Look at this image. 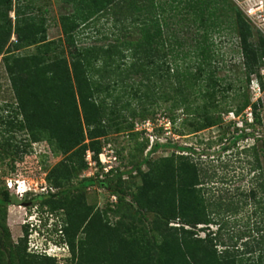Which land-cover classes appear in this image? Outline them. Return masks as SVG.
I'll list each match as a JSON object with an SVG mask.
<instances>
[{"label": "trees", "instance_id": "1", "mask_svg": "<svg viewBox=\"0 0 264 264\" xmlns=\"http://www.w3.org/2000/svg\"><path fill=\"white\" fill-rule=\"evenodd\" d=\"M64 1L76 6L75 12L60 17L68 57L48 61L38 53L15 55L14 52L7 57V69L18 99L17 106L23 114L22 125L35 140L41 134L48 133L52 144L61 152L68 154L74 150L73 154L82 162L84 169L88 167L85 159L88 149L94 152L95 159H99L102 145H96L95 142L106 133L102 126L104 107L93 99L95 93L101 91L100 87L95 89V86L101 83H94L91 76L93 72L102 73L104 70L94 68L100 60L105 62V78L110 81L119 79L124 86H132L141 76L140 83L147 80V87L154 82L155 87L174 91L179 96L176 105L187 104L189 110H195L192 106L199 99L195 95L200 90L192 89L202 79H206L207 91L204 97L208 99L207 107L216 104V109L209 113L207 107H203L205 115L198 128L205 129L224 122L223 111L229 112L232 108H221L222 104L216 103L219 81L214 77L215 71L212 70L206 78L204 76L213 61V35L221 22L219 4L225 0ZM26 2L27 0H0V52L10 42L13 34L17 36V48L37 45L39 49L50 50L47 26L28 15L29 5ZM235 9L246 60L247 81L250 82L252 74L264 59V37H260L257 42L253 41L252 27L242 11L238 7ZM13 10L16 16L15 26L10 18ZM90 13L111 19L118 26L119 33L115 34L112 42L78 46L76 32L84 20H89ZM185 26L187 30L195 31L188 51L183 49L187 41L178 35ZM137 33L139 38L132 39ZM187 55L200 58L196 73L191 72L190 68L180 69L177 64L174 69L166 61L171 56L172 62L176 63L179 58ZM145 96L151 98L153 92L149 90ZM250 104V98H246L235 111L240 114ZM253 107L257 122L262 123L260 103H253ZM199 109L200 107H196V111ZM146 114L148 112L144 113ZM133 126L134 124L130 125ZM231 126L228 125L225 136L223 135V139L228 141L226 146L229 147L237 143L239 145L240 139L245 138L234 132L228 139L226 136ZM87 137L91 139L90 144L85 143ZM262 141L264 143V139ZM146 143L149 144V139ZM165 146V143L157 142L153 148ZM184 146L186 151L196 152L193 147ZM188 156L184 154V159L177 165L165 161L148 172H144L142 167L149 162V158L136 163L135 168L141 174L143 183L136 193H132V201L127 200L128 187L131 186L127 183L130 181L124 180V172L120 171L114 175L107 174L104 179L99 177V172L98 177L83 178L75 189H66L65 198L69 200L73 193L75 203L67 212L66 224L58 231L64 233L62 240L69 243L71 258L77 259L76 264H243L244 259L240 256L256 252L257 245V259L247 258L246 264H264V247L259 245L263 243L264 235L261 238L259 235L254 237L251 242L245 241L243 251H240L239 246H230L222 239L226 221L214 219L208 213L203 188L199 187L203 183L200 168L194 161H188ZM261 168L259 165L258 169ZM129 173L132 179L136 176L132 171ZM262 175L264 188V173ZM68 176H71L69 168L61 172L58 179ZM93 186H100L110 194L117 195L118 203L115 207L108 202L103 210L94 211L93 207L83 209L87 188ZM76 191H79L81 197L76 195ZM61 193L58 191L50 196L59 197ZM0 199L1 210L11 202L10 191L0 192ZM150 212L155 213L157 229L159 233L161 231L160 241L153 239L151 245L140 240L138 244L137 241L124 237L122 232L119 233L118 221L112 223L109 218V215H114L120 220L121 216H135L136 213L143 217ZM140 220L142 221L141 218ZM174 220H180L184 224L171 226ZM200 225L206 227L197 229ZM211 225H217L218 228L214 231L207 229ZM205 230H208V234L200 236V232ZM257 232L260 233L261 230L258 229ZM79 233H85L86 237L77 243ZM22 241L23 245H15L11 241L6 217L0 214V264H17L16 256L19 257L20 264H55L56 257L28 252V239ZM219 245L224 246V249L217 250Z\"/></svg>", "mask_w": 264, "mask_h": 264}, {"label": "rangeland", "instance_id": "2", "mask_svg": "<svg viewBox=\"0 0 264 264\" xmlns=\"http://www.w3.org/2000/svg\"><path fill=\"white\" fill-rule=\"evenodd\" d=\"M26 3L29 5L28 15L47 26L46 34L50 42V50L39 49L37 45L17 48L15 46L17 36L13 34L10 42L0 52V192L9 190L11 194L10 204L1 209L0 214L6 217L11 241L15 245L19 243L23 245L22 239H28V252H32L31 247L38 252L41 250V243L38 242L39 234L34 228V226L37 228L35 224L41 215L46 219L48 227H44L42 231L47 237L51 235L50 237L56 239L59 244L63 243L62 247H53L50 251L57 255L55 264H76L77 259L71 258L69 243L62 240L64 233L59 231L57 234V231L66 224L67 212L75 203L73 193L68 200L65 198V191L80 185V181L86 178L89 166L84 169L82 162L75 153L73 154L74 150L68 154L58 150L56 145L52 144L48 133L41 134L40 138L35 140L22 125L23 114L17 106L18 99L7 69V57L13 52L15 55L38 53L48 61L68 57L69 51L60 17L75 12L76 6L64 0H27ZM219 7L221 22L213 35L215 43L213 61L204 78L212 70L215 71L214 77L219 81L216 103H221V108L231 107L235 111L246 98H250L251 102H257L258 99L263 124L252 129L264 135V59L248 82L235 9L238 7L242 11L244 18L252 27L253 41L257 42L260 37H264V0H225L221 1ZM88 16L89 20L87 22L81 20L83 23L76 32L78 46L105 45L112 42L115 34L119 33L118 26L111 19L93 16L91 13ZM10 18L15 26L14 10L10 12ZM89 21L91 22L88 24ZM187 29L185 26L178 32V35L187 41L183 47L185 51L191 48L189 44L192 43L195 32ZM139 36L137 33L132 39H137ZM172 59L169 56L166 61L174 69L177 64L180 69L190 68L194 73L198 70L199 57L183 56L176 63H173ZM127 60L130 62L129 58ZM94 68L104 69L102 73L93 72L91 77L94 83H101L95 86V89L100 87L101 91L96 92L93 99L104 107L102 126L106 131L105 135L97 138L95 143L102 145V151L107 147L119 153L123 165H126L124 167L126 172L132 171L133 175L134 172H138L133 179L130 177L126 180L130 181L127 184L131 185L128 187L127 200L132 201V193H136L143 183L141 174L139 175V171L135 168L136 163L149 158V162L144 163L142 167L144 172H148L150 169L158 168V164L165 161L177 165L184 159L182 158L184 154H188V161H194L200 168L204 183L203 199L205 206L208 207V213L214 219L226 221L222 239L230 246H239L240 251H243L245 241L251 242L258 235L261 238L264 235V188L262 170L258 168L259 165L264 167V143L262 139L256 141L245 138L239 142V145L237 143L235 146H226L224 143L228 141L223 139V135L229 125L227 121L205 129L198 128L203 121L202 116L205 115L203 107H207L208 104V99L204 97L207 91L206 79H202L192 89L200 90L195 95L199 99L192 106L195 110H189L187 104L176 105L179 96L174 91L155 87L154 82L152 86L147 87V80L143 84L140 83L141 76L137 78L136 84L124 86L119 79L110 81L109 78H105L104 61H97ZM149 90L153 92L151 98L145 96ZM214 105L207 107L209 113L215 111L216 104ZM196 107L200 109L196 111ZM146 112L148 114L144 115ZM143 118L152 122L153 125L149 126V129L154 128L153 132L148 130L142 132L145 126L141 123L146 120ZM131 124L134 126L130 127ZM228 133L226 137L229 139L234 133L233 127ZM149 135H156L153 138L160 139L161 143L167 146L151 149L152 139ZM147 139H149L148 145ZM85 143L90 144L91 139L87 137ZM184 145L193 147L196 152L186 151ZM225 147H229L230 150ZM89 152L94 153L88 149L85 159ZM71 156L74 157L70 158ZM67 168L70 169L71 176L58 179L61 172ZM11 182L15 184L14 189L8 187ZM18 182L23 192L18 191ZM58 191L62 192L59 197L50 196L51 193ZM75 193L81 197L79 191ZM109 194L100 186L87 188L82 208L93 207L94 211L105 209L110 202ZM109 218L112 223L118 221L119 233L122 232L124 237L131 241L135 240L138 244L140 240L151 245L153 239L157 241L161 239V231L159 233L157 229V218L153 212L143 217L136 213L135 216H121L120 220L114 215H109ZM181 224L184 223L174 220L171 226ZM200 227L206 226L200 225L197 229ZM217 228V225H211L207 229L214 231ZM258 229L261 230L260 233L257 232ZM207 234L208 230L200 232L202 237ZM85 237V233H79L76 242ZM262 241L263 243L259 245L264 247V238ZM252 245L255 243L252 242ZM222 249H224L222 245L217 248L219 251ZM255 250L256 252L252 254L240 256L244 259L243 264H246L247 258L257 259L258 245ZM15 260L20 264L18 256Z\"/></svg>", "mask_w": 264, "mask_h": 264}, {"label": "built area", "instance_id": "3", "mask_svg": "<svg viewBox=\"0 0 264 264\" xmlns=\"http://www.w3.org/2000/svg\"><path fill=\"white\" fill-rule=\"evenodd\" d=\"M257 77V76H256ZM256 77L253 80L254 82L256 81ZM254 85V83H253ZM258 99L257 102H252V104H250L242 113L237 114L236 111L231 110L229 112L223 113V119L224 121H227L229 125H232L233 130L236 134L238 135H244L245 138L247 140L249 139H256V141L260 140V139H264V135L263 133H260L259 131H253V127H256L258 125H262V123L257 122L256 120V115H255V111H254V107H253V103H258ZM143 126H145V128L142 130V132H147L148 131H154V128L152 130L149 129V126L152 127V122H150L148 119L142 121L141 123ZM137 125H139V123H137ZM255 128V129H256ZM140 130V129H138ZM148 135V133H146ZM149 137L152 139V147L157 143V142H162L160 139L156 138L154 139L153 137H156V135L150 136ZM245 138L240 139L243 140ZM151 141V140H150ZM227 141V140H226ZM239 141V142H240ZM226 144V143H224ZM87 163H88V170L87 173L85 175V177H98V173L100 172L99 177L104 179L106 177L107 174H111L114 175L117 172H124L123 174V179L124 180H128L130 178V174L128 172L125 171L124 167L125 165H123L122 163V159L120 157V155L118 153H116L114 150H109L107 147H105V149L99 154V159H95L94 157V153L92 154L91 152L88 153L87 156ZM137 171L134 172V175H137ZM19 184V188L18 191L21 190V185ZM9 189H14L15 184L13 182H11L10 184H8ZM35 190H37V188H35ZM106 190V189H105ZM23 192V190H21ZM37 192V191H36ZM110 196V203L112 204L113 207H115V205L118 203V196L115 194H109ZM32 252H35L34 249L31 250Z\"/></svg>", "mask_w": 264, "mask_h": 264}, {"label": "clouds", "instance_id": "4", "mask_svg": "<svg viewBox=\"0 0 264 264\" xmlns=\"http://www.w3.org/2000/svg\"><path fill=\"white\" fill-rule=\"evenodd\" d=\"M24 192H28V191L24 190ZM37 219L39 220L35 224L37 226V228L35 226H34V228H35L36 232L39 234L40 239L38 240V242L41 243V250L37 249L40 252L34 250L35 253L57 257V255H54L50 251L53 249V247H56V248H58L59 246L62 247L63 243L59 244L56 239L54 240L53 237H50L51 235L49 237H47V235L42 231V229H45L44 227H47L46 219H43V217L41 215ZM34 221H35V219H34ZM52 232H54L53 229H52ZM57 232H58L57 234H59V231H57ZM31 250H33L32 247H31Z\"/></svg>", "mask_w": 264, "mask_h": 264}, {"label": "flooded vegetation", "instance_id": "5", "mask_svg": "<svg viewBox=\"0 0 264 264\" xmlns=\"http://www.w3.org/2000/svg\"><path fill=\"white\" fill-rule=\"evenodd\" d=\"M261 170H262V173H264V167H263V165H262ZM199 187H200V188H203V187H204V183L200 184Z\"/></svg>", "mask_w": 264, "mask_h": 264}, {"label": "bare ground", "instance_id": "6", "mask_svg": "<svg viewBox=\"0 0 264 264\" xmlns=\"http://www.w3.org/2000/svg\"><path fill=\"white\" fill-rule=\"evenodd\" d=\"M254 12V11H253Z\"/></svg>", "mask_w": 264, "mask_h": 264}]
</instances>
